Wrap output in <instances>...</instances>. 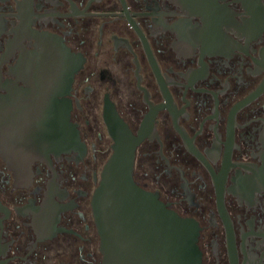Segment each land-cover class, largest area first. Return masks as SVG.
Segmentation results:
<instances>
[{"label":"flooded vegetation","instance_id":"1","mask_svg":"<svg viewBox=\"0 0 264 264\" xmlns=\"http://www.w3.org/2000/svg\"><path fill=\"white\" fill-rule=\"evenodd\" d=\"M107 110L136 183L195 222L200 264H264V0H0V264H102Z\"/></svg>","mask_w":264,"mask_h":264},{"label":"water","instance_id":"2","mask_svg":"<svg viewBox=\"0 0 264 264\" xmlns=\"http://www.w3.org/2000/svg\"><path fill=\"white\" fill-rule=\"evenodd\" d=\"M60 54L62 58L72 56L64 46ZM53 63L51 60L48 70L52 73ZM77 69L74 64L60 66V128L62 133H69L68 139L60 142L64 149L80 144L78 130L69 123V105L63 98ZM105 116L113 139L112 152L102 167L91 200L102 264H200L195 222L181 217L160 201L156 193L136 183L133 178L136 136L117 119L115 112L107 110Z\"/></svg>","mask_w":264,"mask_h":264}]
</instances>
